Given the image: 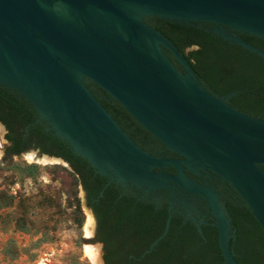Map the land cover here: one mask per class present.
Returning a JSON list of instances; mask_svg holds the SVG:
<instances>
[{
  "label": "water",
  "instance_id": "obj_1",
  "mask_svg": "<svg viewBox=\"0 0 264 264\" xmlns=\"http://www.w3.org/2000/svg\"><path fill=\"white\" fill-rule=\"evenodd\" d=\"M150 15L217 23L214 33L264 58V50L223 26L264 36V0H0V84L25 96L47 130L110 182L146 192L172 183L204 197L224 261L241 264L231 244L236 231L219 193L190 177L185 167L216 173L231 184L264 230V119L230 105L235 92L225 97L206 88L178 47L145 20ZM85 77L184 158L154 155L134 141ZM0 131L7 133L1 121ZM35 154L68 163L39 150ZM168 166L176 172L165 171ZM171 219L170 213L142 256L166 236Z\"/></svg>",
  "mask_w": 264,
  "mask_h": 264
},
{
  "label": "trees",
  "instance_id": "obj_2",
  "mask_svg": "<svg viewBox=\"0 0 264 264\" xmlns=\"http://www.w3.org/2000/svg\"><path fill=\"white\" fill-rule=\"evenodd\" d=\"M149 19L154 21L153 26L168 37L190 61L198 79L206 88L225 97L235 92L228 99L230 105L264 119L263 57L216 35L207 29L206 22L168 20L159 16ZM239 36L264 50V36L245 31H239ZM172 58L178 67L183 68L174 54ZM91 90L132 139L140 144L136 133L130 130L129 118L123 115V111H127L124 106L100 86ZM38 118L39 112L25 96L0 84V121L7 128L6 154L4 163H0V177L5 174L6 179L13 185L29 178L37 180L42 171L47 169L53 174H66L72 188L68 193V207L73 208L72 215L79 227L85 221L78 195L79 187L82 186L87 192L89 202L92 198H98L94 206L99 210L100 225L108 223L111 226V237L108 241L116 243V248L121 249L124 245L127 247L133 243L129 239L135 236L141 247H134V255L119 251L108 253L105 256L107 264H228L224 261L219 245V230L214 224L213 213L201 226V231L192 222L182 224L181 217L175 213L166 236L151 252L139 259L164 231L168 218L166 207L157 210L151 203L135 200L129 195L120 196L116 183H108L106 176L98 173L83 156L76 155L66 140L47 130L46 121ZM31 149L64 158L72 170L61 164L50 166L10 161L14 155ZM262 168L264 169V165ZM227 185L235 192L227 194L224 205L233 230L236 231L231 244L237 252V259L241 264H264V230L234 187L229 183ZM27 199L29 200L23 196L17 199L16 194L0 189V230L7 229L15 221L17 229L30 232L29 213L38 207L57 205L49 196L36 205L30 204ZM7 208L14 209L3 213ZM120 233L127 237L117 240L114 234ZM12 257H16V254H12Z\"/></svg>",
  "mask_w": 264,
  "mask_h": 264
},
{
  "label": "rangeland",
  "instance_id": "obj_3",
  "mask_svg": "<svg viewBox=\"0 0 264 264\" xmlns=\"http://www.w3.org/2000/svg\"><path fill=\"white\" fill-rule=\"evenodd\" d=\"M0 151V163H4L5 148ZM34 151L38 149L14 155L10 161H27V154L35 153ZM41 157L43 156H36L38 159ZM53 162L39 164L50 166L61 164L72 170L69 163ZM10 182L4 174L0 177V189L16 194L17 199L19 196L27 197L29 198L27 201L32 205L42 202L47 196L53 198L57 205L33 209L28 216L30 232L17 229L15 221L11 222L7 229L0 230V264H95L86 254L87 245L99 246V244L93 240V232L88 235L85 229L88 215L90 212L92 215L93 213L87 204L82 186L79 187L78 195L81 198L85 221L83 226L79 227L72 215L73 208L68 207V193L72 188L66 174H53L47 169L42 171L37 180L29 178L13 185ZM13 209L7 208L3 213ZM100 253L102 258L101 250ZM12 254H16V257L13 258Z\"/></svg>",
  "mask_w": 264,
  "mask_h": 264
},
{
  "label": "flooded vegetation",
  "instance_id": "obj_4",
  "mask_svg": "<svg viewBox=\"0 0 264 264\" xmlns=\"http://www.w3.org/2000/svg\"><path fill=\"white\" fill-rule=\"evenodd\" d=\"M154 16H157V15H150L145 18V20L148 23H150L152 26L154 24V21L150 20L149 18L154 17ZM202 22L208 23L207 29L211 30L212 32H213V29L216 28V26L218 25L217 23H212V22H207V21H202ZM223 26L227 29L228 32L235 33L239 36L238 30H235L226 25H223ZM190 49H194V47H190ZM166 52L169 55V57L172 59V61L175 63V65L178 67L177 63L172 58L173 57L172 52L170 50H166ZM176 60L183 67V68H180V67L178 68L181 70H185L183 64L179 62L177 58ZM85 80H86L87 86L90 89L92 88L95 90L98 89L99 85L97 83H95L94 81L86 77H85ZM89 85H91V87ZM11 89L15 91V89L13 88ZM127 112L128 111H126L125 113V111H123V115L124 117L129 118L128 122L130 125V130L136 133L137 137L140 139V144L146 150H148L150 153L154 155L161 156V157H172V158H177V159L184 158V156L169 149L163 142H161L148 129H146L138 120H136V118H134V116H132L131 113L129 112L127 113ZM38 120L40 119L38 118ZM164 169L165 171L170 172V173L176 172V168L174 166H168V167H165ZM156 170H159V169L156 168ZM185 170H186V173L190 177L202 183H208L214 186L216 191L220 195V200L223 203L225 202L227 194L235 193L233 189L227 185V183L222 181L219 178V176L213 172L202 170V172L199 174V173H195V172L188 170L187 167H185ZM108 182H110L109 178H108ZM116 185H117V189L119 190L120 196L129 195L135 198V200L143 201L145 203H151L155 206V209L157 210L166 207L168 216L170 213L172 214V216L175 213L179 214V216L181 217L180 219H181L182 224L187 223V222H192L194 225L197 226V228L199 227L201 228V226L206 222V220L212 217V211L209 208L208 203L204 197L189 193L188 191L184 190L183 188L179 186L175 188L172 183H170L166 187L151 190L149 192H146L145 189L138 188L136 186H131V185L126 186L120 183H116ZM173 191L175 193H173ZM84 192H85L87 204L95 218V225L93 229V240L97 242V244H99L100 250L102 251V254H103L105 264H107L105 256L108 253H111L113 251H119V253L134 255L135 254L134 247L135 246L140 247L139 246L140 243L138 239L135 236H132V238H130L129 240L132 241L133 243L128 244L127 247L124 245L121 249H117L116 243H113V242L111 243L108 241V239L111 237V235H109L110 234L109 228L111 227L110 224L106 223L103 226L100 225V221L98 217L99 210L97 211L96 207L94 206V203L97 202L98 198H92L91 202H89L87 199V192L85 190ZM235 196L237 197L236 194ZM183 201H186V203H183ZM100 210L104 211L103 208H100ZM166 223H167V220H166ZM114 236H117V240H119L120 238L124 240L127 237L126 234H123V233L114 234ZM112 239L114 238L112 237ZM144 256H141L139 259H141Z\"/></svg>",
  "mask_w": 264,
  "mask_h": 264
},
{
  "label": "bare ground",
  "instance_id": "obj_5",
  "mask_svg": "<svg viewBox=\"0 0 264 264\" xmlns=\"http://www.w3.org/2000/svg\"><path fill=\"white\" fill-rule=\"evenodd\" d=\"M0 157H1V151H0ZM29 160H33L34 158H36V154L35 153H29L26 156ZM40 161L43 162H48V161H53L55 160L54 158H50L47 156H43L40 159H38ZM94 225H95V220L93 215L91 214V212L88 215V219L85 225V229L87 231L88 235H91L94 229ZM86 254L87 256L90 257V259L95 263V264H104L103 260L101 258V253H100V247L99 246H93L92 244L87 245L86 246Z\"/></svg>",
  "mask_w": 264,
  "mask_h": 264
},
{
  "label": "built area",
  "instance_id": "obj_6",
  "mask_svg": "<svg viewBox=\"0 0 264 264\" xmlns=\"http://www.w3.org/2000/svg\"><path fill=\"white\" fill-rule=\"evenodd\" d=\"M7 144V140L5 138V135L2 134L0 131V149H4Z\"/></svg>",
  "mask_w": 264,
  "mask_h": 264
}]
</instances>
